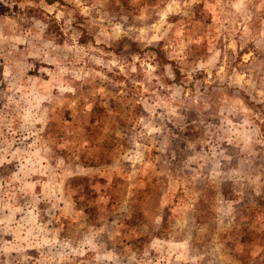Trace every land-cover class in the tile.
Masks as SVG:
<instances>
[{
    "label": "rangeland",
    "instance_id": "rangeland-1",
    "mask_svg": "<svg viewBox=\"0 0 264 264\" xmlns=\"http://www.w3.org/2000/svg\"><path fill=\"white\" fill-rule=\"evenodd\" d=\"M0 264H264V0H0Z\"/></svg>",
    "mask_w": 264,
    "mask_h": 264
}]
</instances>
